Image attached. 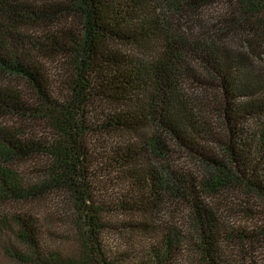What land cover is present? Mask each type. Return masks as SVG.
<instances>
[{
  "label": "trees",
  "instance_id": "1",
  "mask_svg": "<svg viewBox=\"0 0 264 264\" xmlns=\"http://www.w3.org/2000/svg\"><path fill=\"white\" fill-rule=\"evenodd\" d=\"M263 58L264 0H0V264H238L207 198L264 205Z\"/></svg>",
  "mask_w": 264,
  "mask_h": 264
},
{
  "label": "rangeland",
  "instance_id": "2",
  "mask_svg": "<svg viewBox=\"0 0 264 264\" xmlns=\"http://www.w3.org/2000/svg\"><path fill=\"white\" fill-rule=\"evenodd\" d=\"M224 12L225 5L212 4L201 10L198 14H190L189 19H191L192 21H194L195 19H199L202 21V23H204V25L210 26L211 24L215 23L219 16H221V14H223ZM175 20V18L171 19V21L173 22ZM252 23L257 28L255 30V34H257L256 32L259 31V25H256L258 23V20L252 21ZM193 25L194 24L191 25L192 29H197V27ZM248 27H250V25H248L247 28ZM234 39L235 37L232 39V42L236 43V46L238 48L243 49V44L239 43V41L237 42V40ZM54 66L55 65L53 63L48 64L51 74L53 73V71L56 72ZM6 82L11 83L14 87H16V89L22 90L25 94H27V91L23 84L18 83L17 81L12 79H10L9 81L6 80ZM0 121L6 126H20V121L15 117L4 116ZM171 164L173 165V167H179L183 170H187L197 177H203L206 174L205 169L200 164H198L197 161L183 154L175 153L174 155H172ZM29 170H31V168L28 167L27 171L29 172ZM220 194L221 195L208 197L207 200L209 201V204L217 210V213H221L229 226H231L233 229H243L250 236L247 237L250 240L248 242H244L240 245L235 246L226 245L225 249L228 251V255H231L232 259H236L235 261L238 264H264V233H262V231H264V205L260 204L259 207V203H256L255 207L253 205V199H250L248 197L250 195L244 196L242 195L244 193L237 189L230 188L228 190L222 191V193ZM63 201L64 203L67 202L66 198H64ZM61 202H57L58 206L56 207H54L53 204H43L39 205L38 207H32V212H36L35 210H38V214H41V211L49 210L51 213H54V211H56L58 213L69 214L70 217V214L72 213L70 206L66 203L61 204ZM57 207H59V209H57ZM260 209H262L263 211L262 216L256 214V210L260 211ZM25 210L31 211V205L25 207ZM250 212L252 214H249ZM177 219L173 218L172 221H178ZM70 220H72V217H70ZM172 223L170 222L171 225ZM103 239L106 246L110 248V251H114L115 249L128 245L129 241L131 243L139 242L145 244L144 239H141L139 237H136L135 239H133L132 237L128 238V234L120 235L111 231H109L108 234H104ZM63 247L66 249L69 246L68 244H65L63 245Z\"/></svg>",
  "mask_w": 264,
  "mask_h": 264
}]
</instances>
